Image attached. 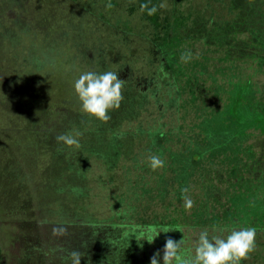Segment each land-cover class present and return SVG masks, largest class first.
Returning <instances> with one entry per match:
<instances>
[{
  "label": "rangeland",
  "instance_id": "rangeland-1",
  "mask_svg": "<svg viewBox=\"0 0 264 264\" xmlns=\"http://www.w3.org/2000/svg\"><path fill=\"white\" fill-rule=\"evenodd\" d=\"M224 1L226 5L223 6L222 0H192L189 9L194 11V4L203 10L217 9L221 5L220 18L233 19L235 9L231 4H235L236 0ZM145 2L111 0L113 7L108 9V0H0V243L5 251L4 264H23L31 249H34L32 254L38 250L37 247L48 252L55 246L63 253L72 250L83 252L82 258L90 253V264L149 263L160 250V264H163L165 240L161 238L165 232L161 231L167 229L171 233L177 228L175 240H184L181 257L189 259L194 257L199 231L211 228L208 219L202 215L200 217L204 218V222L198 227V217H194V213L204 215L213 202L210 195L213 189H206V183H209L208 186L215 185L209 182L212 179L207 180V164L218 161L217 153L233 149L240 141V132L238 139H234L239 129L238 118L233 114L238 92L242 94V123L246 127L252 119L251 113L259 111L264 115V40L258 38V33L256 38L234 33L233 41L229 42L226 28L233 21H218L216 26L223 36L211 39L208 52H204L201 44H195L194 55L189 62H182L181 54L174 64L166 61L167 68H176L170 79L175 80L158 96L161 103L148 105L154 115L163 119L159 124H148V130L160 128L170 141L166 140L162 146L155 144L147 152L163 154L164 151L169 152L167 148H171L170 153L178 152L172 162L178 187L165 185V174H154L149 158L142 172L145 176L140 181H134L140 179L138 173L125 174L123 184L119 186L118 183L115 187L116 174L111 166L119 164L120 156L109 157L104 152L102 155L109 157L108 165L97 161L96 156L90 157L85 171L87 178L83 183L76 180L70 184H58L55 179L59 173L53 163L57 164L59 157L54 152H42L37 143V136L48 133L53 136V127L68 112L72 114L69 115L73 122L77 120L81 123L87 115L81 110V102L73 87L74 81L83 72L113 71L131 80L138 77L130 76L133 68L128 65L132 67L136 58L139 61L148 53L145 49L149 43L141 40L142 36L148 33L151 35L148 38L150 42L155 39V34L151 33H157V29L166 23L167 8H159V5L168 4L167 0H151L149 6L156 5L158 11L148 15L146 11H141V4ZM126 25L130 32L121 33L122 36L117 34L120 26ZM128 37L129 40H126ZM118 43H130V46L117 48ZM178 50L175 49L178 53L186 52ZM121 54L124 58H120ZM233 57L237 59L233 60ZM122 61L125 70L119 69L118 63ZM104 62L108 65L106 69ZM158 62L161 65V61ZM143 63L142 75L157 68L156 64L147 66V62ZM180 66L181 69H178ZM136 70L139 72L138 68ZM55 104L58 105L48 116V111ZM148 109L145 117L151 113ZM36 124L39 126L31 127ZM40 129L47 132L42 133ZM163 148L165 150H161ZM252 149L256 150L258 157L261 155L260 164L253 162ZM145 150L140 152L147 153ZM246 151L252 159L248 163L263 170L260 184L255 185L257 193H247L248 203L245 201L242 207L237 205V199L232 194L235 190L231 191L226 186V199L222 193H214L213 196L222 199L213 203L217 214L215 218L222 219L217 223H224L235 214L237 217L240 214L250 217L251 212L261 211L259 220L262 219L264 241V129L261 126L249 130ZM221 161L217 167L213 166L216 170L229 173L233 168L239 174V160L235 164L234 158L227 156ZM164 166L158 169L163 171ZM66 170H73V166L68 165ZM193 170V183L186 185ZM88 177L91 181H87ZM128 177L134 179L128 182ZM194 178L197 183H194ZM99 182L106 185V189L103 190L102 185L99 188ZM54 187L57 205L52 206L54 201L50 202V197L54 196ZM184 188L188 189L187 193L182 192ZM76 191V198L83 194L86 197L82 213L73 212L72 208L69 210L65 206ZM194 193L202 201H196ZM185 195L194 201L190 210L183 206ZM93 208L95 215L91 211ZM130 214L136 215L133 222L123 219L119 223L136 224L132 230L146 235H139L141 246H146L145 241L159 233L150 243L147 253H127L120 245L121 241H127L121 232L119 237L115 235L112 216ZM62 225H70L71 229L68 227L69 231H66ZM90 226H94V233L88 229ZM81 239L84 240L82 245ZM89 243L93 244V248ZM86 246L91 249L89 252H86ZM260 254L263 258L261 264H264V250ZM46 262L42 264H51ZM253 262L254 252L243 264Z\"/></svg>",
  "mask_w": 264,
  "mask_h": 264
},
{
  "label": "trees",
  "instance_id": "trees-1",
  "mask_svg": "<svg viewBox=\"0 0 264 264\" xmlns=\"http://www.w3.org/2000/svg\"><path fill=\"white\" fill-rule=\"evenodd\" d=\"M191 1L192 0H167L168 4L167 6H165V8H167V14L164 18L166 23L162 25V27H159L157 29V33H151L155 34V39L150 42V39L148 38H151V35H149L148 33L143 34V38L141 40L147 41L149 43L148 47L145 49V51L148 53L145 54L146 57H144L145 55L143 56L145 59H142V57L139 61L138 58L135 59L134 56H132L135 59L134 63L132 67L131 65H128L129 68H133V72H131L132 75L130 76L134 77L135 75H137V78H134L132 80L127 79L117 72L118 77L125 80L124 86L122 88L123 100L121 101L120 107L118 109H112L109 111L108 115L110 116V119L107 122L100 121L95 117H91L89 115H84L81 123L77 120L76 122H73L70 121V115L72 114L68 113L62 116L61 119L59 118V123L53 127V136L48 133L36 137L38 141L37 143L39 144L38 146L41 147L42 152H54L56 156L59 157L58 163H53V166L56 167V172L59 173L58 178L55 179L58 184H70L76 180H78L79 183H83L87 178L85 171L89 167L90 157L92 156H96L98 159L97 161H100V163L106 166L109 163V157L120 156V158L118 157L119 164L111 166V169H113L116 174L114 182L117 184L115 187H117L118 183L120 186L125 180L124 175L133 173H129V170L125 167V165L131 162V152L133 159L135 158L134 164L144 165L146 164L145 159L147 155L145 154V152H140L141 150L146 149L145 151L147 152L149 147L152 148L155 144L158 146H162V143H164L166 140V142L170 141L168 135L164 133V130H161L160 128H157L155 130L150 129L151 131L148 130V124L152 125L151 123H153L155 125V123L157 124L158 122L163 121V119L161 118L162 116L154 115L152 113V110L150 108L148 109V105L152 103H161L162 101L159 100L160 98L158 96L162 95L165 92L166 87L167 89H169V85L172 83V81L175 80L170 79L173 78L171 77V75H173V72H175L176 68L166 67V61L167 63L169 62L171 64H174V62L176 63V59H178V55L182 54L176 52L175 49H179L178 51L180 52H183V49L184 51H191L194 55L195 44H201L202 46L200 47L204 50V52H208L211 39L223 36L222 33H219L220 31L216 26L218 21H233V23L231 25H227L226 28L227 32L225 35L226 38H229V42L233 41L232 38L234 37V33H243L245 35L248 34L253 38H256L258 33V38L261 37L262 40H264V0H236L235 4H231V6H234L235 9V11L233 12V19L220 18V15L222 13H220L219 8L221 7V5L218 6L217 9L204 8L206 10H203L199 8V5L196 6L194 4V11H190L189 8L191 7ZM222 3L224 6L225 1L222 0L221 4ZM252 22H255L256 24L258 23L259 25L253 24ZM120 29L122 31L119 30L117 34L121 36V33L125 34L126 32H130L127 25L124 27L120 26ZM213 30H215V33L213 32ZM126 40H129V37ZM231 44L233 45V43ZM126 46L128 48L130 46V43H118L117 48L123 47L124 49ZM120 58H124V55L121 54ZM234 59L237 58L233 57V60ZM158 61H161V65L157 64L159 63ZM143 62H147V66L156 64V70H152V73L149 72L147 73V75H142L141 68L142 65H144ZM118 64L120 65L119 69L125 70V64L123 61ZM107 66V63L104 62V69H106ZM137 68L139 72H136ZM178 69H181V66L178 67ZM166 93H168V91ZM238 94L236 97V103L239 100ZM56 105L58 104H55L53 107H51V110H49V107L46 108V111L49 110L48 116L53 113ZM147 109L148 112L151 111V113L148 117H145V112ZM150 116H154V118L149 119ZM156 119H158V121ZM35 126L38 127L39 125L36 124L31 127ZM40 130L42 131V133L47 132L43 131L42 129ZM31 132L33 133V131ZM37 133H34V135H36ZM39 133L42 134L41 132ZM77 133H79V135H77ZM60 134L73 135L78 139L79 145H73L69 147L64 145L63 143H58L56 137ZM50 136L53 137L52 140H50ZM44 144L46 146L42 147ZM140 147L141 150H138V148ZM167 149H169L170 151L171 148ZM161 150H165V148ZM156 151H159V149ZM102 152L110 156L107 158L105 157V155H102ZM143 160L144 162L143 164H141ZM122 162L124 163V165H122ZM68 165H72L73 170H66L68 169ZM120 169H123V172H120ZM143 171L144 170L141 167L135 170V174L138 173V175L141 177L140 179H134V181H140L145 176L142 173ZM132 179L133 178L128 177L127 180L132 181ZM87 181H91V178L88 177ZM99 181L102 180L99 179ZM98 184L99 188L102 185L103 190L106 189V185H104L103 183L99 182ZM128 185L129 184H127L126 186ZM55 189V187L52 189L54 196H49L50 202L56 200L55 197L57 192L55 191ZM76 193H78V191L71 194L72 196L70 197L72 198H68L69 202L65 204V206L66 209L69 210L70 208H72V210H74L73 212L79 211V213H82L84 211L83 207L86 206V204L84 203L86 197L83 194V196H79V198H76ZM60 203L61 205H63L62 202ZM52 204V206H55L57 205V202L54 201V203ZM87 211H89V207L87 208ZM91 211L95 215L94 208ZM97 217L100 216L97 215ZM113 222H115L114 226L119 224L115 220H113ZM95 224L97 223H93V225ZM62 227H64L66 231H69L68 229L71 226L62 225ZM93 227L94 226H90V228L88 227L91 233H94L95 231ZM73 231H75L74 228ZM70 232L72 233V231ZM80 242L81 245L84 244L83 239H81ZM37 248L38 250H36V252L32 254L31 252L34 249L30 250V254L25 259L23 264H33V261L35 262V264H42V262L46 261V263L51 264H66L67 262H70V260L68 259L69 253H63L62 251L60 252L59 250H57V246L54 247V250L52 248L51 251H48L52 254L43 251L39 247ZM89 250L90 249L88 248L86 252H89ZM125 251H127V253H136L131 249H125ZM81 253L83 256V252ZM85 255L86 258H81V264L88 263L90 260H92L90 253L89 256L88 253H86ZM83 259H85L86 262H84L85 260ZM4 262L5 251L2 244L0 243V264H4Z\"/></svg>",
  "mask_w": 264,
  "mask_h": 264
},
{
  "label": "clouds",
  "instance_id": "clouds-1",
  "mask_svg": "<svg viewBox=\"0 0 264 264\" xmlns=\"http://www.w3.org/2000/svg\"><path fill=\"white\" fill-rule=\"evenodd\" d=\"M151 0H146L141 4V11H146L148 15H154L158 11L156 5H150ZM113 5L108 0L106 8L110 9ZM165 5L162 3L159 8ZM193 58L191 51L181 54L182 62H189ZM125 80L118 77L117 72L105 71L97 73L87 71L80 74L74 81L73 87L76 95L81 102V110L91 117L107 122L110 119L108 115L112 109H118L123 100L122 88ZM79 135V133H77ZM58 143L66 146L79 145V141L71 134H60L56 137ZM150 167L153 170L162 168L164 161L157 155L149 157ZM183 193H187L188 189H182ZM194 205V201L187 195L184 196L183 206L186 210H190ZM54 233L56 230H53ZM161 232H168L167 229ZM160 232V233H161ZM159 234V233H158ZM151 240V243L156 236ZM184 243L183 238L179 241L171 237L166 238L163 252V264H241L249 258V254L255 250L256 246V229L255 227H247L233 229L227 237L209 236L208 230H202L199 233L194 250V257L182 259L181 247ZM161 252L158 250L152 257L150 264H160ZM82 253L78 250H72L68 254L71 264H81Z\"/></svg>",
  "mask_w": 264,
  "mask_h": 264
},
{
  "label": "flooded vegetation",
  "instance_id": "flooded-vegetation-1",
  "mask_svg": "<svg viewBox=\"0 0 264 264\" xmlns=\"http://www.w3.org/2000/svg\"><path fill=\"white\" fill-rule=\"evenodd\" d=\"M239 25H242V24H239ZM245 56L246 55H242V57H245ZM238 93H239L238 94L239 100L237 103L235 102V104H234L233 114L238 118L236 121L239 124V129H238V134H237V136H235L234 139L235 140L238 139L237 137L239 136V132H240V136H239L240 141L234 145L233 149H228L225 152L217 153V155H218L217 158H220L218 161H209V163L207 164L206 172H207V174L209 173L207 175V180L209 181V178L212 179L209 182L211 183V185L212 184L213 185L215 184V185L214 186H208L209 183H206V189L208 187H209V189H213V190H210L211 191L210 195L212 196L213 202L211 203V206L209 205V207H207V209H209V211L208 210H206V212L204 211L205 212L204 215L199 214V213L196 214V212H195L194 217L196 215L198 217V220H197L198 227L200 225H202V223L204 222V218H202V216L203 217L205 216L208 219L207 220L205 218L207 221H209L208 222L209 226H211V228L208 229L210 237L211 236H220V237L226 238L227 235L230 234V232L233 229L255 227V229H256V246H255V250L253 251L254 252V262L253 263L254 264H261V262L263 261V258H262L260 253L262 252V250H264V241H263V235H262V219L259 220V218H261V211H259L258 213L251 212L250 217H247L245 215L240 214V217H241L240 218L239 216L237 217V215L235 214L234 216H231L230 220H228L227 222L217 223V222L221 221L222 219L217 218V220H216L215 215H217V214L214 211L215 206H213V203L215 200H222V199H217V197L213 196V194L214 193H218V194L222 193L224 196L223 198L226 199L224 192H226V186H227V187H229V190H231V191L235 190V192L232 191V194L237 199V201H236L237 205L241 204L240 207H242V205H244L243 203L245 201H246L245 203H248L247 201L249 199L247 198V193H249V192L257 193V188L255 187V185L260 184V181H259L260 175H263L262 174L263 170H261L257 165L255 166V165L248 163L249 161L252 162V159L250 157L254 154L253 155V162H255V164H260L262 161V159L260 158L261 155L258 157L256 154L257 152H255L256 150L252 149L254 152H251L250 153L251 156L250 155L248 156V152L246 151V147H247V139H248V135H249V130H252L257 125L261 126L264 129V115H263V113H260L259 111L251 113L252 119L249 120L250 123H249L248 127H246L242 123V119H243L242 118L243 112H242V108H241L242 107V103H241L242 94L240 91ZM250 109L252 112L254 111L253 108H250ZM252 125H255V126L250 127ZM164 133H165V131H164ZM177 153L178 152L170 153V151L169 152L168 151L163 152V154L160 152L158 154H156V152H154V154H152L150 152L145 153L147 155V157L145 159L146 162H148V158L152 155H157L164 162H166L167 165L165 164L163 171H162V169H160V170L156 169L153 171V173L157 174V175H159L161 173L163 175V173H164L165 174L164 176L166 179L165 185H168L170 187H178L179 186V183L176 182V175L177 174L175 172H173V169H172V167H173L172 162H173V160H175V158H177V156H176ZM227 156H232V158H234V160H235V164L237 163L238 160L240 161L241 165L238 166L239 167V174L237 173L238 170L233 169V168L229 170V173H227L226 170H220V169L216 170L217 169V168H215V167H217L216 165H218V163H222L221 159L226 158ZM130 157H131L130 160L132 163L130 162L129 164H127V166H125L129 170V173H131V172L135 173V170L139 169L140 167L143 168V170L146 169L145 164L144 165H135L133 163L132 152L130 153ZM168 161L170 162V164L168 163ZM209 164L211 165V167H209ZM213 166H215V167H213ZM240 166H242V167L240 168ZM128 167H130V168H128ZM193 172H194V170L189 174L191 181L189 179L188 182L186 183V185H188L189 182L193 183L192 176L195 175V174H193ZM228 174H229V176L227 177ZM133 179H134V177H133ZM194 183H197V180L195 178H194ZM227 184H230V185H227ZM216 189L218 191L214 192V190H216ZM221 189L223 190L222 192H221ZM195 195H197L194 198L196 201H202V198L198 197V194L194 193V196ZM250 200H252V198H250ZM129 211L131 212V210H129ZM200 215H202V216L200 217ZM133 217L135 218L136 215L135 214H130L128 216L121 215L120 217L112 216V220H115V221H117V223H119L120 221L122 222L123 219H129L130 222H133V219H134ZM213 217H214V219L212 220ZM241 222H243V224H244L243 226H242ZM115 227H116V230H114L115 235L117 237H119L118 234L121 232L120 234L123 235V237L127 241V243H123L121 241L120 245L123 249H127V250L131 249L132 251L137 252V253L138 252L147 253V251H149L150 243L148 240L145 241L146 246H141V244H140L142 239H139V235L143 236L145 234L144 233L138 234V232L136 233L134 230H132L136 227V224L130 223V225H128V223H126V224L122 225L119 223ZM177 230L178 229L175 228L174 230H172L171 233H168V232L163 233V236L161 239L166 240V238L171 237L175 240L177 238V232H178ZM201 231H199V232H201ZM89 245H90V248H93L92 247L93 244L89 243ZM86 247H87L86 249L89 248V246H86ZM257 253H258V255H256ZM83 260H85V259H83ZM84 262H86V260ZM89 262H91V261H89ZM243 263H244V261L241 262V264H243ZM142 264H150V262L149 263L143 262Z\"/></svg>",
  "mask_w": 264,
  "mask_h": 264
}]
</instances>
